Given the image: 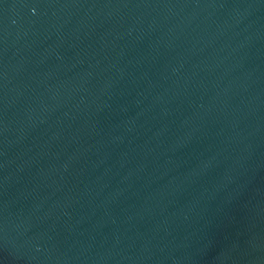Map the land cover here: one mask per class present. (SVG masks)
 <instances>
[{
  "label": "water",
  "instance_id": "1",
  "mask_svg": "<svg viewBox=\"0 0 264 264\" xmlns=\"http://www.w3.org/2000/svg\"><path fill=\"white\" fill-rule=\"evenodd\" d=\"M0 264H264V0H0Z\"/></svg>",
  "mask_w": 264,
  "mask_h": 264
}]
</instances>
